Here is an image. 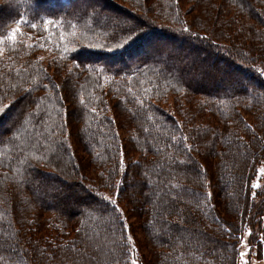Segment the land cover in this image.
Masks as SVG:
<instances>
[{
    "label": "trees",
    "instance_id": "1",
    "mask_svg": "<svg viewBox=\"0 0 264 264\" xmlns=\"http://www.w3.org/2000/svg\"><path fill=\"white\" fill-rule=\"evenodd\" d=\"M214 55L248 83L203 86ZM2 122L0 264H238L247 229L264 250V0H0Z\"/></svg>",
    "mask_w": 264,
    "mask_h": 264
},
{
    "label": "rangeland",
    "instance_id": "2",
    "mask_svg": "<svg viewBox=\"0 0 264 264\" xmlns=\"http://www.w3.org/2000/svg\"><path fill=\"white\" fill-rule=\"evenodd\" d=\"M35 5L39 6L40 4H35ZM45 5H47V3H45ZM126 24H129V22L124 23L123 25H126ZM138 31H139V29L137 28L133 32H138ZM158 38L159 37H157V36L156 37L148 36L144 41H141L138 44V46L135 48L136 51L134 50L135 52L132 53L134 60L144 58L145 56H148V55L152 56L154 53H156V48L154 47V44L156 43ZM163 41L169 42V47H175L176 45L180 46V44H181V42L178 40V38L174 40V39H170L168 37H165ZM158 43L161 45L164 44L161 42H158ZM164 47H166V46H164ZM190 48H191V46H190ZM164 49H166L168 51V48H164ZM157 52L159 54H162L161 51H157ZM201 52H202L201 56L205 55L202 50H201ZM167 57H169V56L165 55L164 58H167ZM226 65H231V64H224L223 61L219 60L214 55L212 57H210V56L206 57L203 64L201 65V68L203 70H207L209 72V74L206 75V73H203L204 71H202L199 74H196L197 70H195V71L192 70L190 72H191V74L194 75V77L196 79L201 81V84L203 86L214 84V86L216 88H224V87L232 88L233 86H235L236 83H234V81H232V79H231L232 76H230V75L237 76L236 78L238 79V81H240V83H248L247 79L245 78V75L242 72L237 70L235 67H230V66H226ZM236 86H237V84H236ZM11 116H12V113L9 112V114L6 115L5 118L7 119ZM2 126H4L3 122L0 124V128ZM54 151H56V150L54 149ZM68 176H66L67 178L66 177L64 178V176H62V177L64 179H68ZM151 183H153V182L149 181L146 184L149 186ZM72 187L77 188L78 186L76 184H74ZM130 187H131L133 199L136 201L140 200V198L142 196L141 194H143L142 184H140L139 182L134 183L133 181H130ZM145 193H147V192H145ZM156 193L157 194L154 193L151 195L150 194L147 195L154 208L158 207V205L160 203H162V199L160 197L161 196L160 190L158 192L156 191ZM70 195H68V193L66 191H64L63 193H61L60 197L62 198V200L67 201L70 204L74 205L76 197H72V195L71 196ZM94 206H96V205H94ZM152 212H153V210H152ZM156 218L157 217L153 216L152 219H150L149 221H154V219H156ZM139 235L142 238L140 232L137 233V236H139ZM248 235H249V230L247 229L246 232L243 233V236H242L241 241H240V253L244 252V253H246V255L244 256L243 261H242L240 253H239L238 264H264V250L262 251V253L259 256H255V251L252 248L251 244L248 242ZM96 248L97 247H94V250H96Z\"/></svg>",
    "mask_w": 264,
    "mask_h": 264
},
{
    "label": "snow or ice",
    "instance_id": "3",
    "mask_svg": "<svg viewBox=\"0 0 264 264\" xmlns=\"http://www.w3.org/2000/svg\"><path fill=\"white\" fill-rule=\"evenodd\" d=\"M15 31H18V29H14V30H13V33H14ZM8 38H9V39H14V35H9ZM260 172H261V173H264V169H261ZM258 187H259V184H258V183H253V184H252V188H253V189H256V188H258ZM112 203L115 204V201H112ZM245 255H246V253H244V252H241V253H240V256H241L242 261H243V258H244ZM132 264H136V260H135V259L132 261Z\"/></svg>",
    "mask_w": 264,
    "mask_h": 264
}]
</instances>
